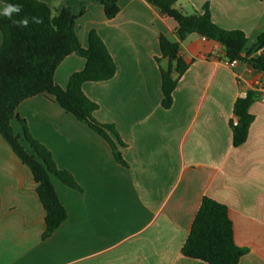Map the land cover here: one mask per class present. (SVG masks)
<instances>
[{"label": "crops", "instance_id": "0c3cea01", "mask_svg": "<svg viewBox=\"0 0 264 264\" xmlns=\"http://www.w3.org/2000/svg\"><path fill=\"white\" fill-rule=\"evenodd\" d=\"M40 1L60 12L74 0ZM207 3L218 27L247 35L244 54H264V0H178L188 13ZM120 8L108 20L102 6L89 5L77 30L84 48L95 30L116 62L112 80L83 90L99 105L96 119L125 145L128 167L47 95L24 101L18 117L81 190L53 178L68 219L44 240L46 211L33 174L0 136V264H206L182 255L204 197L229 208L235 242L247 250L240 264H264V76L247 63L230 66L220 43L192 34L181 45L190 67L166 110L156 58L161 35L179 40L177 24L146 0H122ZM85 67V59L69 56L56 84L66 88ZM252 90L259 92L255 121L248 141L234 148V105ZM13 127L22 132L16 120Z\"/></svg>", "mask_w": 264, "mask_h": 264}, {"label": "trees", "instance_id": "16d2710c", "mask_svg": "<svg viewBox=\"0 0 264 264\" xmlns=\"http://www.w3.org/2000/svg\"><path fill=\"white\" fill-rule=\"evenodd\" d=\"M2 1L5 5L22 4L21 16H38L43 21L20 28L0 15V136L33 174L37 194L46 211V231L42 237L46 240L68 219V212L58 197L53 178L72 189L80 191L81 188L70 173L58 169L52 153L31 134L27 122L18 117L17 110L26 100L47 95L68 114L88 125L106 140L116 161L128 167L121 151L125 145L113 126L96 119L95 113L99 110V105L83 90L86 83L112 80L117 74L116 62L95 30L90 33L88 48L82 46L77 30L78 21L85 15L89 5L102 6L106 18L113 20L120 14L122 0H74L60 12H55L40 0ZM146 1L177 24L179 40L172 41L161 35V57L156 58L162 77L164 109L172 108L174 92L190 67L181 55V45L192 34L220 43L226 50V60L229 63L236 60L247 63L264 76V54L258 58H250L244 54L248 44L247 35L243 31H228L218 27L213 22L208 3L202 10L188 13L178 6V0ZM258 44L260 49H264V34L259 37ZM73 54L85 59L86 67L73 74L68 86L63 88L56 84L55 74L61 64ZM164 60L168 61L167 66L162 65ZM258 98L259 92L252 90L234 105V118L239 120L238 126H234L232 121L234 148H239L248 141L250 128L255 121L251 108ZM15 120L22 128L19 134L13 127ZM246 254L247 250L235 242L229 208L210 197H204L182 255L206 264H240Z\"/></svg>", "mask_w": 264, "mask_h": 264}, {"label": "clouds", "instance_id": "9594fccd", "mask_svg": "<svg viewBox=\"0 0 264 264\" xmlns=\"http://www.w3.org/2000/svg\"><path fill=\"white\" fill-rule=\"evenodd\" d=\"M39 2V0H37ZM23 11V5L22 4H7L4 6L2 11H0V15L6 17L8 20L11 21L12 25L15 27L20 28H27L30 23L34 24H40L42 23V19L38 16H21V13ZM16 17H20L17 19Z\"/></svg>", "mask_w": 264, "mask_h": 264}, {"label": "built area", "instance_id": "2783aa9c", "mask_svg": "<svg viewBox=\"0 0 264 264\" xmlns=\"http://www.w3.org/2000/svg\"><path fill=\"white\" fill-rule=\"evenodd\" d=\"M240 62L239 61H233V62H231V63H229V65L230 66H236L237 64H239ZM261 99L264 101V91L263 92H261ZM238 124H239V120L237 119V118H234L233 119V125L234 126H238Z\"/></svg>", "mask_w": 264, "mask_h": 264}]
</instances>
